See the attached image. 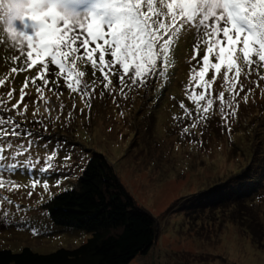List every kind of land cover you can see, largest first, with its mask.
Segmentation results:
<instances>
[{
	"label": "rangeland",
	"instance_id": "rangeland-1",
	"mask_svg": "<svg viewBox=\"0 0 264 264\" xmlns=\"http://www.w3.org/2000/svg\"><path fill=\"white\" fill-rule=\"evenodd\" d=\"M68 3L90 6L93 0H68ZM6 23L7 18L0 21V36H3L2 26ZM32 23L26 18L13 22L21 31L25 30V24ZM26 31L31 35L34 29L28 27ZM193 43L191 35L179 42L168 80H153L154 83L150 80L146 87L129 92L128 99L117 95L116 103L107 92L100 98V89H97L89 109L79 94H70L63 77L58 80L59 99L45 89V95L56 111L52 113L53 122L44 118L41 123H27L29 129L42 137L33 151L43 159L45 143L48 151L54 146L61 147L54 164L60 166L63 157L71 154V168L59 167L58 171L46 174L47 191L43 188V178L33 189L32 178L26 171L17 172L13 177L21 185L18 190H0V197L8 196L23 209L17 211L14 206L5 204V210L11 215H0V250L19 253L29 248L39 254H50L62 248L75 249L87 242L91 237L88 231L55 224L49 216L48 203L64 191L77 190L90 159L100 154L107 158L137 203L157 221V244L147 255L136 257L130 264H264V183L258 184L257 181L264 174V160L260 161L264 159V147L261 148L264 144V80H258L253 73L250 79L258 81L259 87L244 81L245 91L252 88L253 93L246 104L241 93L240 107L230 133L222 126L217 112L206 125L191 130L192 136L182 138L181 128L191 121H176L173 116H183L180 102L195 111L185 94L190 79L188 61L193 54ZM200 55H203L202 50ZM17 56H20L19 50L5 38V42L0 43V79L5 81L0 85V93L14 90L12 103H15L23 87L28 94L25 102L29 103L27 116L31 121L32 101L37 96L31 81L38 76L40 65L19 71L24 58L13 60ZM13 67H17L16 73L11 72ZM82 67L90 81V65ZM57 71L55 66L49 65L50 88L56 87L51 81L57 80ZM261 75H264L263 70ZM113 79L117 83L116 78ZM40 83L37 79V84ZM150 84H154L153 89L149 88ZM219 84L217 81L214 86L217 92ZM60 102L66 105L63 114L59 113ZM69 111L73 112L70 121L67 119ZM57 115H60L58 121L55 120ZM189 140L196 142L189 143ZM244 172L254 179L253 185L233 184L246 176ZM219 186H225L229 194H242L241 199L246 195L248 201L241 209L248 217L247 223L235 221L232 212L236 210L228 208L192 213L189 201L199 194L217 190ZM222 192L214 197L220 198ZM249 192L253 193L252 200L247 196ZM206 198L208 201L209 196ZM249 226L250 230L246 228ZM33 227L39 230V234L33 235Z\"/></svg>",
	"mask_w": 264,
	"mask_h": 264
},
{
	"label": "snow or ice",
	"instance_id": "snow-or-ice-1",
	"mask_svg": "<svg viewBox=\"0 0 264 264\" xmlns=\"http://www.w3.org/2000/svg\"><path fill=\"white\" fill-rule=\"evenodd\" d=\"M59 3L60 0H0V21L7 18L0 43L6 38L19 50L20 56L13 57V60L24 58L19 71L40 65L38 76L31 81L37 93L32 101L31 121L27 116L29 103L25 102L28 94L23 87L15 103H12L14 90L0 93V190H18L21 185L13 177L17 172L26 171L32 178L33 189L43 178V188L47 191L46 174L58 171L59 167L71 168V154L63 157L60 166L54 164L61 147L54 146L48 151L45 143L43 159L34 152L42 137L27 127V123H41L44 118L53 122L52 113L56 108L45 95V89L59 99L61 93L57 89L61 77L70 94H79L89 109L97 89H100V98L107 92L116 103L117 95L128 99L129 92L146 87L150 80H168L176 61V47L191 35L193 54L188 61L190 79L185 94L195 111L180 102L183 116H173L176 121H191L181 128L182 138L192 136L191 130L206 125L217 112L222 126L230 133L240 107L241 93L245 104L253 93L252 88L245 91L244 81L259 87L258 81L250 79L253 73L258 80H264L261 75L264 69V0H93L91 7L73 19L45 11L53 4L58 7ZM22 5H28L32 12L21 21L26 18L34 22L25 24L23 31L13 24L17 20V9ZM28 27L34 29L33 34H27ZM90 45L94 46L90 48ZM50 64L59 70L55 73L57 80L51 81L55 88L48 87ZM88 65L92 69L90 81L82 67ZM17 71V67L11 69L12 73ZM113 78H118V82L114 83ZM217 81H220L218 92L214 87ZM27 83L26 79L25 87ZM4 84L0 79V85ZM65 107L60 102V114ZM72 117L73 112L69 111L67 119L70 121ZM59 119L57 115L55 120ZM194 142L189 140V143ZM28 195L31 197L32 193ZM5 204L23 211L20 205L3 196L0 197V215L5 217L11 215L5 210ZM31 231L33 235L39 234L35 227Z\"/></svg>",
	"mask_w": 264,
	"mask_h": 264
},
{
	"label": "trees",
	"instance_id": "trees-1",
	"mask_svg": "<svg viewBox=\"0 0 264 264\" xmlns=\"http://www.w3.org/2000/svg\"><path fill=\"white\" fill-rule=\"evenodd\" d=\"M175 51L178 52V47ZM153 87L154 84L149 85L150 89ZM168 87H171L169 83ZM263 147L264 144L261 145ZM244 175L233 184L253 185L254 179L247 173ZM257 181L258 184L264 183V174ZM225 186H219L221 190L215 189L193 197L189 201L192 203V213L228 208L236 210L232 212L235 221L247 223L248 217L241 209L248 201L246 195L241 199L242 194H229ZM220 192L223 195L216 199L214 196ZM206 196H209L208 201L205 200ZM247 196L251 200L254 197L252 192ZM48 211L51 220L58 226L82 229L88 231L91 237L78 248H62L50 254H39L29 248L19 253L0 250V264H130L136 257L147 255L158 242L156 218L137 203L107 158L100 154H95L83 170L78 189L53 197L48 203ZM246 228L250 230V226Z\"/></svg>",
	"mask_w": 264,
	"mask_h": 264
},
{
	"label": "clouds",
	"instance_id": "clouds-1",
	"mask_svg": "<svg viewBox=\"0 0 264 264\" xmlns=\"http://www.w3.org/2000/svg\"><path fill=\"white\" fill-rule=\"evenodd\" d=\"M90 6H85V5H73L68 3V0H60L59 6L53 4L49 8L45 9V11H52V12H57L58 14L61 15H67L68 19H73L75 18L76 14L83 13L86 9H88ZM32 12V9L28 5H22L17 9V19L23 20L25 16L30 15Z\"/></svg>",
	"mask_w": 264,
	"mask_h": 264
}]
</instances>
